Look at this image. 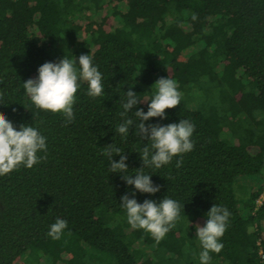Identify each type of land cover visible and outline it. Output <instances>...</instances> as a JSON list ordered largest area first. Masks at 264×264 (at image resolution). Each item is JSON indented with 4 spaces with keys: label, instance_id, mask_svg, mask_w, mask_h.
<instances>
[{
    "label": "trees",
    "instance_id": "trees-1",
    "mask_svg": "<svg viewBox=\"0 0 264 264\" xmlns=\"http://www.w3.org/2000/svg\"><path fill=\"white\" fill-rule=\"evenodd\" d=\"M81 54L92 56L104 92L90 97L78 81L75 118L66 123L37 108L23 85L44 62ZM161 77L177 82L181 102L145 123L190 121L194 148L179 168L180 156L144 168L161 188L141 193L110 172L103 152L113 143L124 150L129 175L143 166L140 152L151 142L135 125L127 138L116 132L119 113L127 90L150 100ZM0 93V112L17 128L32 124L47 137L38 153L46 159L0 175V264H85L88 253L117 264H201L196 225L214 204L230 216L209 264H264V0H0ZM148 103L128 115L136 120ZM125 193L140 203L167 196L184 208L157 242L128 223ZM57 218L68 227L54 240Z\"/></svg>",
    "mask_w": 264,
    "mask_h": 264
},
{
    "label": "clouds",
    "instance_id": "clouds-1",
    "mask_svg": "<svg viewBox=\"0 0 264 264\" xmlns=\"http://www.w3.org/2000/svg\"><path fill=\"white\" fill-rule=\"evenodd\" d=\"M192 19L196 20L197 16L194 14ZM38 72V77L24 81L26 93L37 108L61 113L66 118V123L75 118L73 106L80 87L78 81L87 82V94L90 97L102 96L104 92L102 73L98 66L94 65L89 54H81L78 62L77 59H69L66 55L58 62L46 61L39 67ZM153 86L155 95L150 100L139 99L131 89L126 91V98L122 103L123 111L119 113L123 122L116 129L123 138H127L130 128L135 125V135L151 142L150 146L146 144L140 152L143 166L137 169L134 176L129 175V166L126 163L128 156L124 154V150L113 143L106 145L103 152L110 161V172L122 173V179L128 185H134L135 190L141 193L150 194L160 191L161 185L155 184L151 174L145 173L143 169H159L177 156L181 159L177 160L176 167H181L182 155L194 148L191 137L195 131V125L186 119L167 125L145 123L153 117L166 118L165 110L175 108L181 102V94L175 80L161 77ZM2 99L3 94L0 93V103H3ZM142 101L149 102L148 111L145 112L143 108L136 110L133 113L137 119L133 120L128 113ZM46 141L47 137L37 127L22 124L17 128L5 113L0 112V175L10 174L21 166L32 168L42 159H46V156L38 155L39 152L46 153ZM114 154H120L119 161L113 159ZM121 200L128 223L133 228L150 233L157 242L175 226V222L180 219L181 208H184V205L167 196L159 202L145 199L140 203L134 193L131 197L125 193ZM229 216L230 212L226 207L214 204L207 213L206 224L196 225L197 237L203 247L200 253L201 264H209L210 252L220 253L223 249L224 245L219 240L226 232ZM67 227L68 222L65 219L57 218L50 226L48 235L54 240H59Z\"/></svg>",
    "mask_w": 264,
    "mask_h": 264
},
{
    "label": "rangeland",
    "instance_id": "rangeland-1",
    "mask_svg": "<svg viewBox=\"0 0 264 264\" xmlns=\"http://www.w3.org/2000/svg\"><path fill=\"white\" fill-rule=\"evenodd\" d=\"M244 179H245V177H243V180H240L239 183L245 181ZM234 189H235L236 194L238 195V192L240 193V188H238L237 183L234 184ZM195 241H198V240H195ZM152 246H154V245H152ZM199 247L200 246L197 245L196 248H199ZM147 248H148V250H147L148 253H150L153 250L152 249L153 247L152 248L147 247ZM93 255H94L93 253H88V254H86L85 257H83L85 264H117L116 263L117 261H116V259H114V257L112 258L110 256H107L106 254H100L99 255L100 258H98V256H95V255L93 256ZM165 257L167 259H169V257H171V256H165ZM159 259L161 260V264H165V263L169 264L171 262V260L165 261L163 258H160V257H159ZM155 260H158V258L157 259L155 258ZM172 263H175V259H173Z\"/></svg>",
    "mask_w": 264,
    "mask_h": 264
},
{
    "label": "built area",
    "instance_id": "built-area-1",
    "mask_svg": "<svg viewBox=\"0 0 264 264\" xmlns=\"http://www.w3.org/2000/svg\"><path fill=\"white\" fill-rule=\"evenodd\" d=\"M264 201V191H263V193L261 194V196L259 197V199H258V204H261L262 202Z\"/></svg>",
    "mask_w": 264,
    "mask_h": 264
}]
</instances>
